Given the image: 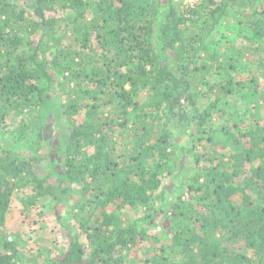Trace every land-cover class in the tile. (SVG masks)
<instances>
[{"label": "trees", "instance_id": "trees-1", "mask_svg": "<svg viewBox=\"0 0 264 264\" xmlns=\"http://www.w3.org/2000/svg\"><path fill=\"white\" fill-rule=\"evenodd\" d=\"M24 2L27 9L0 0V264H264V127L236 126L222 140L199 129L196 139L210 145L198 153L193 140L185 151L171 142L168 126H200L209 111L196 113L198 97L217 94L215 105L246 88V79L233 85L237 61L207 38L227 10L257 3L250 30L264 36V0H200L186 11L171 0ZM57 9L69 12L46 15ZM9 114L20 117L18 131L35 130L30 146L44 141L41 172L43 158L22 154L18 134L9 136ZM163 175L178 188L170 204ZM34 198L80 218L62 253H25L21 231H3ZM130 210L141 213L129 218ZM150 226L171 236L174 260L164 246L162 255L126 256Z\"/></svg>", "mask_w": 264, "mask_h": 264}, {"label": "rangeland", "instance_id": "rangeland-1", "mask_svg": "<svg viewBox=\"0 0 264 264\" xmlns=\"http://www.w3.org/2000/svg\"><path fill=\"white\" fill-rule=\"evenodd\" d=\"M15 5L27 9L24 4V0H11ZM172 5L179 11H186L189 7H194L200 2V0H171ZM162 3V0H159ZM262 3H257L253 9L260 10ZM253 9L248 7H242V9L233 8L230 9L232 13L227 10L224 18H221L219 24L214 27L210 35H208L207 40L211 42H216L217 52L220 53L221 58L226 56L230 57L235 64L234 70L229 71L234 76V84L236 81H244L246 88L242 90L237 95H227L224 96L218 103L212 105L217 94H212L207 97H198L196 102V113L204 116L209 111V114L204 118L203 123L199 126L196 123L187 124H168L172 136L170 141L177 139L183 151L189 148V142H195L197 147L196 151L202 153L205 148H207L210 143L205 140L198 141L196 138L201 135L199 129H204L203 135L206 131H212L213 140L224 139V132L233 130L234 127H264V36L258 38L254 37V32L251 31L250 25L252 24L249 17L253 16L255 12ZM69 11L65 10H51L46 11V15L54 16L56 18L65 16ZM247 15V16H246ZM246 16V17H245ZM260 17V16H259ZM246 22H241V21ZM264 22V19H263ZM241 30L237 33V29ZM249 35V37H247ZM39 33L31 36L32 39H38ZM254 37V38H252ZM212 47V46H211ZM235 49V50H234ZM194 68V66H191ZM214 72L210 70L207 79L213 78L212 74ZM56 78L60 77L55 75ZM60 79V78H58ZM68 87V84H66ZM57 89V88H55ZM203 92L208 91L209 88L206 85L201 86ZM214 92V91H213ZM60 96V101H64V94L59 91L57 96ZM187 111H191L188 107ZM160 113L156 114L158 117ZM27 115V114H26ZM202 116V118L204 117ZM30 116L23 117L25 119ZM7 119H11V115L7 116ZM20 117L15 120H10L12 123L8 126L6 124V129H9L10 137L16 136L18 134L19 141L17 142V149H19L22 154L27 155L28 153L33 156L35 153L37 156H41L42 161L37 167V171L41 172L46 165V157L49 155L44 141H36L35 146H30V143L35 139V130L32 129L33 133L30 131H18L15 126ZM72 119L77 123V116H73ZM65 119H63L64 121ZM197 121V120H194ZM156 120L153 122L155 124ZM32 127V124H30ZM57 126L55 124L50 128L53 135L57 136L61 132L60 124ZM8 127V128H7ZM30 126H28L29 128ZM54 128V129H53ZM192 132L191 136L186 137V134ZM182 141V142H181ZM92 148V147H91ZM215 148V146H214ZM93 149V148H92ZM219 149V148H217ZM216 149V150H217ZM226 149H229L226 148ZM43 155V156H42ZM46 156V157H45ZM40 158V157H39ZM183 162V161H182ZM180 165V163L177 162ZM46 173L47 170H46ZM161 186L166 189V201L170 204L175 199V193L177 192V187L175 183L169 181V177H161ZM51 179L55 180L52 175ZM17 194V195H15ZM30 194V189L25 188L21 191L14 192L11 207H20L22 202L20 200L24 195ZM80 195H75L70 200H67L66 205L70 207L74 201H78ZM159 191H157L149 202L150 205L157 206L159 204ZM83 201V200H82ZM48 199L34 198L32 201L31 208L28 210L26 208L22 209L19 213H15L14 217L9 219L6 225L3 227V231L12 234L17 230H20V235L25 236L27 241V246L23 252L34 253L38 249L42 254H48L47 257L62 253L67 247V237L70 233H74L79 230L77 221L80 219H73L69 208H64L60 205L59 209L52 208L49 204ZM17 208V209H18ZM167 206H165V209ZM59 210V217L57 218L56 213ZM140 211L130 210L128 212L129 218H134ZM83 214V213H82ZM81 214V215H82ZM147 237L144 241H141L136 245L133 252L127 254L128 258H133V256H138L142 258L144 255H162L160 247L164 246L165 251L163 257L167 261L174 260L175 255L170 251V245L172 244L171 236H164L162 228L158 226H150L146 231ZM150 237V238H149ZM129 264H133V260L127 259Z\"/></svg>", "mask_w": 264, "mask_h": 264}]
</instances>
